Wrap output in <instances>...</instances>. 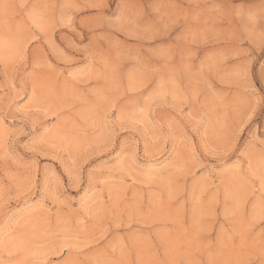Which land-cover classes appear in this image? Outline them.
I'll return each instance as SVG.
<instances>
[{
    "label": "rangeland",
    "instance_id": "rangeland-1",
    "mask_svg": "<svg viewBox=\"0 0 264 264\" xmlns=\"http://www.w3.org/2000/svg\"><path fill=\"white\" fill-rule=\"evenodd\" d=\"M260 2L249 0L253 13ZM240 4L0 0V113L18 104L0 115V173L19 187L16 203L44 202L0 234V264H47L39 253L68 264L260 258L249 203L260 185L243 153L261 175L252 92L264 88V15L249 24Z\"/></svg>",
    "mask_w": 264,
    "mask_h": 264
},
{
    "label": "snow or ice",
    "instance_id": "snow-or-ice-1",
    "mask_svg": "<svg viewBox=\"0 0 264 264\" xmlns=\"http://www.w3.org/2000/svg\"><path fill=\"white\" fill-rule=\"evenodd\" d=\"M249 0H241L240 6L236 9L237 14L244 17H247L248 23L254 25L256 20V15H264V0H261L259 4V13H253L251 11V8L248 6ZM20 7H23V5H20ZM264 88L260 90V92H256L253 90L252 95L256 97V104L257 107L260 109V112L262 115H264ZM30 102H38L37 100V94L36 91L33 90L30 97H27ZM100 99H103L101 96ZM11 108H18V104H12L10 105V110L7 114L0 113V115H3L4 120H9L11 117ZM255 111V109H254ZM121 109L118 107L116 111L113 113V121L116 124L117 127H119L121 123V116H120ZM251 119V117H249ZM241 130H243L241 128ZM193 135H197V131L195 127L192 128ZM247 135V133H245ZM260 135H264V132L260 133ZM253 136H255V133H253ZM243 139V138H242ZM249 143H251V139H249ZM261 148H264V141L260 142L259 145ZM247 145H245V152L243 155L245 156L246 163L249 164L248 167V173L253 178L257 180L259 183V195H260V203H257L256 197H253L252 200L249 202L251 206V215L255 217L257 213L262 217L261 223L259 225V231L262 236H264V171L261 172V175L256 176L255 172L252 170V166L250 161L247 159ZM218 167H222L227 171H233L234 169H238V162H232L231 164H224L220 163ZM264 167V165H262ZM207 169H202L203 171H206ZM50 170H45V176L41 182V186L48 184L50 182V177L48 176V172ZM215 171V169H213ZM0 175H3V182L6 187H0V234L7 235L10 231L14 230V226L19 222L20 219H23L24 217L31 215V210L29 209L27 204H24L21 206L20 203H16V199L12 193L18 192L20 189L17 186L16 183L10 178L7 171H4L3 173H0ZM233 195H235L233 191ZM15 205V206H13ZM150 207V206H146ZM114 227H118V225L113 222ZM43 227V225H41ZM57 227H60V224L57 223ZM233 237H235V240H233ZM229 240H233L234 245L237 247L243 249L246 245V240L244 236L240 232H234L231 236L228 237ZM44 259L47 261V264H68V262L64 259L61 260H48L47 259V253H39ZM58 255V254H54ZM38 264H42V262H38ZM207 264H212V261L209 260ZM250 264H264V250H262L260 254V258L258 260L250 262Z\"/></svg>",
    "mask_w": 264,
    "mask_h": 264
},
{
    "label": "bare ground",
    "instance_id": "bare-ground-1",
    "mask_svg": "<svg viewBox=\"0 0 264 264\" xmlns=\"http://www.w3.org/2000/svg\"><path fill=\"white\" fill-rule=\"evenodd\" d=\"M6 47V46H5ZM93 118V117H92ZM46 124V123H45ZM58 131V130H57ZM53 132V131H52ZM56 133H58V132H56ZM50 136V135H49ZM151 166H153V167H155L154 165H151ZM155 169H156V167H155ZM85 199V198H84ZM86 200V199H85ZM40 202V201H39ZM84 202V201H83ZM44 203V202H43ZM43 203H37V204H34L33 206L31 205V204H27L28 205V207H29V209L31 210V209H33V208H35L36 206H40V207H44V204ZM91 203V202H90ZM84 204V203H83ZM82 205V204H81ZM39 208V207H38ZM83 208V207H82Z\"/></svg>",
    "mask_w": 264,
    "mask_h": 264
}]
</instances>
